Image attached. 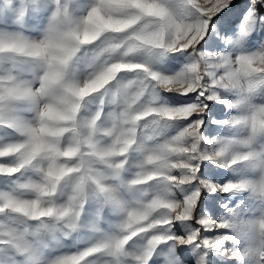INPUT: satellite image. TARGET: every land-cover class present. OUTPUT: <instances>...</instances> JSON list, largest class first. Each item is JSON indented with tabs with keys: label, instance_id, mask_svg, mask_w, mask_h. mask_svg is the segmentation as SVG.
<instances>
[{
	"label": "snow or ice",
	"instance_id": "obj_1",
	"mask_svg": "<svg viewBox=\"0 0 264 264\" xmlns=\"http://www.w3.org/2000/svg\"><path fill=\"white\" fill-rule=\"evenodd\" d=\"M0 264H264V0H0Z\"/></svg>",
	"mask_w": 264,
	"mask_h": 264
}]
</instances>
